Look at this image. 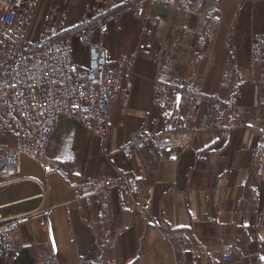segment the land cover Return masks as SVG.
<instances>
[{
	"label": "crops",
	"instance_id": "1",
	"mask_svg": "<svg viewBox=\"0 0 264 264\" xmlns=\"http://www.w3.org/2000/svg\"><path fill=\"white\" fill-rule=\"evenodd\" d=\"M36 1L44 14L54 0ZM87 1L68 0L67 29L80 22ZM141 2L139 17L134 5ZM109 4L110 29L102 37L109 57L134 59L129 106L123 112L120 102L112 105L106 135L62 117L46 149L55 166L46 171L40 162L22 157L20 174L0 179L2 214H33L17 231L18 241L33 246L0 256V264H38L37 247L46 242L58 264H74V249L92 264H110L111 256L122 264H264V168L257 162L264 108L251 82L242 88L239 117L228 101L241 80L252 78L251 38L264 33V0H177L171 7L148 0ZM41 24L42 18L36 27ZM73 42L81 44L71 39L80 61ZM157 81L172 87L174 111L184 124L197 104L188 126L165 132L167 110L153 98ZM217 102L221 112L215 111ZM138 130L151 137L126 158L120 147ZM158 136L185 144L161 152ZM198 156L202 159L196 161ZM121 175L130 180L132 194L116 190L111 195L116 242L106 250L99 242L97 208L85 205L77 182ZM43 209L49 211L45 227L35 214ZM223 248L231 249V260L222 259Z\"/></svg>",
	"mask_w": 264,
	"mask_h": 264
},
{
	"label": "built area",
	"instance_id": "2",
	"mask_svg": "<svg viewBox=\"0 0 264 264\" xmlns=\"http://www.w3.org/2000/svg\"><path fill=\"white\" fill-rule=\"evenodd\" d=\"M153 4L174 6L177 0H148ZM68 0H54L41 14L36 0L0 1V179L16 177L21 172V158L26 157L43 164L46 171L55 165L46 154L49 139L60 119H76L98 135H106L112 105L120 102L123 112L129 106L133 87L134 59L121 54L111 61L103 43L109 31L108 11L110 0H88L80 22L69 29L65 26ZM134 12L141 17L143 3L134 5ZM42 18L40 31L33 33L38 19ZM117 21V19H116ZM78 38L85 51L82 62L74 58L71 39ZM98 39L95 40L94 38ZM154 56V55H151ZM251 80H241L229 96L233 115L239 117L237 103L242 88L248 82L256 87L258 105L264 108V33L251 39ZM175 94L168 84L157 81L154 85V103L167 110L165 132L179 126L180 117L174 111ZM222 111L220 103L215 104ZM220 119V123H223ZM150 134L144 130L131 133V141L120 147L126 158L134 147L144 145ZM12 139L13 141H7ZM184 140L157 137L156 146L161 152L179 149ZM259 169L264 168V128L258 139ZM198 156L196 161L201 160ZM79 197L88 207L97 208L100 226L99 242L106 249L114 248L116 231L112 225L113 212L110 198L114 191L126 197L132 194L130 180L125 176L107 178L88 177L77 182ZM148 201L142 204L145 209ZM48 209L38 213L39 224L45 227ZM66 215L70 214L66 206ZM33 214L6 217L0 211V256L13 253L18 248H30L32 242L17 239L19 225ZM74 242V237H70ZM38 264H58L57 254L50 242L37 247ZM224 261L232 259L229 248L221 249ZM110 264H122L111 256ZM74 264H92L74 249ZM194 264H200L199 261Z\"/></svg>",
	"mask_w": 264,
	"mask_h": 264
},
{
	"label": "trees",
	"instance_id": "3",
	"mask_svg": "<svg viewBox=\"0 0 264 264\" xmlns=\"http://www.w3.org/2000/svg\"><path fill=\"white\" fill-rule=\"evenodd\" d=\"M187 88H188V86H187ZM182 89H183V88H182ZM187 94H188V93L185 91V99L188 98V95H187ZM196 107H197V104L195 103L194 106H193V108H192V111H191V113H190V115H189V117H188L187 124H184L185 121L180 120L179 126H180V125L188 126L190 120H192V119L195 117V115H196ZM179 126H178V127H179ZM161 229H162L163 231H166L167 233H169V228H168L164 223H162V225H161Z\"/></svg>",
	"mask_w": 264,
	"mask_h": 264
},
{
	"label": "rangeland",
	"instance_id": "4",
	"mask_svg": "<svg viewBox=\"0 0 264 264\" xmlns=\"http://www.w3.org/2000/svg\"><path fill=\"white\" fill-rule=\"evenodd\" d=\"M108 15H109V16H108V18H109V17L111 16V11L108 12ZM112 16H113V15H112ZM113 17H114V16H113ZM108 18H107V21L109 20ZM40 27H41V26L36 27L35 30H34V32H33V33L35 34L36 37H37V35H38L39 31H40ZM109 29H110V28H109ZM73 39L76 40V41L78 40V38H76V37H73ZM251 39H252V38H251ZM73 47H75V48H77V49L79 50V53H80V59H81V61L83 62V61H84V58H85V57H84V56H85V55H84V53H85L84 49L82 48L81 45H80V46H79L78 44L76 45L74 42H73ZM250 65H251V64H250ZM166 84H167V83H166ZM169 86H170V85H169ZM170 87H171V86H170ZM221 105H222V104H221ZM222 108H223V106H222ZM215 111H216V110H215Z\"/></svg>",
	"mask_w": 264,
	"mask_h": 264
},
{
	"label": "bare ground",
	"instance_id": "5",
	"mask_svg": "<svg viewBox=\"0 0 264 264\" xmlns=\"http://www.w3.org/2000/svg\"><path fill=\"white\" fill-rule=\"evenodd\" d=\"M135 13V12H134ZM136 15V14H135ZM110 26V25H109ZM110 28V27H109ZM107 33V32H106ZM250 54H251V45H250ZM251 64V63H250ZM134 148H138V147H134ZM133 148V149H134ZM133 149H132V151H133ZM132 155V154H131Z\"/></svg>",
	"mask_w": 264,
	"mask_h": 264
}]
</instances>
